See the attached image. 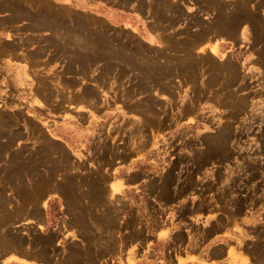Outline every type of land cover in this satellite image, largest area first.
Wrapping results in <instances>:
<instances>
[{
	"label": "rangeland",
	"instance_id": "1",
	"mask_svg": "<svg viewBox=\"0 0 264 264\" xmlns=\"http://www.w3.org/2000/svg\"><path fill=\"white\" fill-rule=\"evenodd\" d=\"M0 251L264 264V0H0Z\"/></svg>",
	"mask_w": 264,
	"mask_h": 264
},
{
	"label": "crops",
	"instance_id": "2",
	"mask_svg": "<svg viewBox=\"0 0 264 264\" xmlns=\"http://www.w3.org/2000/svg\"><path fill=\"white\" fill-rule=\"evenodd\" d=\"M63 237L62 240L67 242H74L77 240L76 237L72 235H67L66 233H62ZM217 246V236L214 237L210 242L204 244L202 249L200 250L199 256H203L204 252L207 251L210 246ZM127 251V248H124ZM211 251V250H210ZM69 251H55V255L51 260H47L44 258L39 257L34 251H0V264H68L63 261L62 256L68 255ZM57 253V254H56ZM70 264H77L75 259L73 263ZM175 264H177L175 262ZM187 264H216L212 261H199V262H192Z\"/></svg>",
	"mask_w": 264,
	"mask_h": 264
}]
</instances>
